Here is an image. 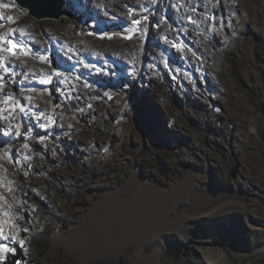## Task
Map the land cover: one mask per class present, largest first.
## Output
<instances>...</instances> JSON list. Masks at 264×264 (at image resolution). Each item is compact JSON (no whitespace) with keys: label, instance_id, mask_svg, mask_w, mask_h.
<instances>
[{"label":"rangeland","instance_id":"374dc122","mask_svg":"<svg viewBox=\"0 0 264 264\" xmlns=\"http://www.w3.org/2000/svg\"><path fill=\"white\" fill-rule=\"evenodd\" d=\"M0 5V264H264V0Z\"/></svg>","mask_w":264,"mask_h":264},{"label":"water","instance_id":"95a60500","mask_svg":"<svg viewBox=\"0 0 264 264\" xmlns=\"http://www.w3.org/2000/svg\"><path fill=\"white\" fill-rule=\"evenodd\" d=\"M14 2L38 20H57L69 15V12L64 10V0H14Z\"/></svg>","mask_w":264,"mask_h":264},{"label":"trees","instance_id":"16d2710c","mask_svg":"<svg viewBox=\"0 0 264 264\" xmlns=\"http://www.w3.org/2000/svg\"><path fill=\"white\" fill-rule=\"evenodd\" d=\"M168 252L176 257L178 256V253L182 252V250H180V248H174V250L169 248ZM25 261L26 258L24 256V253L21 249L16 247V252L14 254L7 255V258L3 264H21Z\"/></svg>","mask_w":264,"mask_h":264},{"label":"snow or ice","instance_id":"6c2138e0","mask_svg":"<svg viewBox=\"0 0 264 264\" xmlns=\"http://www.w3.org/2000/svg\"><path fill=\"white\" fill-rule=\"evenodd\" d=\"M0 7L9 8L10 6L9 5H0ZM12 19H13V17H9V20H12ZM189 22H193L191 20V18H189ZM137 23H139V22L137 21ZM5 42L8 44V49L7 50L9 51V53H11L13 55L15 54V50L16 49L23 48L22 45H18L17 43L12 41L11 39L6 40ZM6 67L7 66H5V69H6ZM0 79H2V78H0ZM7 99H10V97L7 98ZM7 99L5 101L6 103H7ZM21 111H23V107L22 106H21ZM25 148H27V145H25ZM9 158L13 160V163H15V159H14V157H12L11 153H9ZM0 199H3V197H0ZM3 215L7 216L8 214L5 212V213H3ZM21 243H23V241H21Z\"/></svg>","mask_w":264,"mask_h":264}]
</instances>
